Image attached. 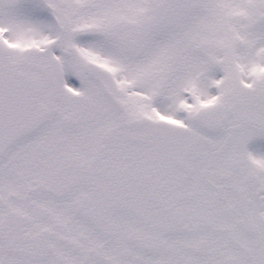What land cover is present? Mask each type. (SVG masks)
I'll use <instances>...</instances> for the list:
<instances>
[{
  "label": "snow or ice",
  "instance_id": "6c2138e0",
  "mask_svg": "<svg viewBox=\"0 0 264 264\" xmlns=\"http://www.w3.org/2000/svg\"><path fill=\"white\" fill-rule=\"evenodd\" d=\"M0 264H264V0H0Z\"/></svg>",
  "mask_w": 264,
  "mask_h": 264
}]
</instances>
